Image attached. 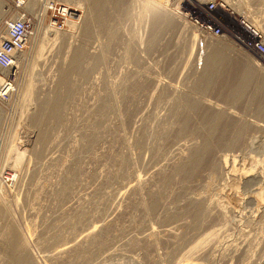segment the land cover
I'll return each mask as SVG.
<instances>
[{"label": "rangeland", "instance_id": "1", "mask_svg": "<svg viewBox=\"0 0 264 264\" xmlns=\"http://www.w3.org/2000/svg\"><path fill=\"white\" fill-rule=\"evenodd\" d=\"M48 1L41 0L42 6ZM183 1L104 0L88 34L84 0L81 7L71 6L79 15L69 22L74 26L57 18L68 37L47 40L41 29L27 46L0 122V206L7 209L0 216V264L16 263L17 248L34 264L260 263L264 116L257 82L264 83V62L233 40L199 35L178 16ZM192 1H230L237 14L261 21L264 32V0ZM159 14L175 18L176 25L155 26ZM50 20L47 14L42 26L52 27ZM225 42L232 46L226 55L233 70L223 71L218 84L214 78L213 87L199 88L205 59ZM78 50L83 61L61 84ZM243 68L251 69L252 84L231 101L223 95ZM57 95L62 109L58 118L49 111V118L46 104L53 108ZM188 96L200 111L189 109ZM209 108L230 119L232 134L249 126L237 146L214 149L213 160L224 169L207 164L187 183L176 167L192 135L176 143L175 133L184 114L191 131H208L202 117ZM158 194L161 203L153 209ZM193 202H202L203 213L177 223V212Z\"/></svg>", "mask_w": 264, "mask_h": 264}, {"label": "bare ground", "instance_id": "2", "mask_svg": "<svg viewBox=\"0 0 264 264\" xmlns=\"http://www.w3.org/2000/svg\"><path fill=\"white\" fill-rule=\"evenodd\" d=\"M50 1L51 0H49L48 3H45L46 6H42V3L43 2L41 3V0H31L28 3V5L26 6V8H25V10H27L28 12H30V14L32 16H35V21L32 23V30H31L32 31V35H30V37L28 39V45L29 46H30L31 43L33 45V43H35L37 41L38 34L39 33H42L43 31L45 32V38L47 40L51 39L50 37H54L53 39L56 40V39H58L60 37H66L68 35V33L66 34V32L64 33L63 31H62L63 33H61L60 32V29H58L57 27H55V25H53V24H52V27H50L51 25L49 27L48 26L44 27V25L42 26L43 22H45L44 19L46 18V15H47V13L46 14L44 13V8L45 7H46V9H48L49 7H52L53 8V4L54 3H58L56 1H53V2H50ZM61 1L63 3H65V4H62L61 3L62 5H64L66 7V14L65 15L66 16L69 15V16H67V18H65L64 23L65 24L68 23V25L74 26V25L70 24L69 22H71V20L73 19L72 16L79 18V15L75 14L74 13V10L72 11L71 6L72 5H77V6H80L81 7V5L83 6L82 3L84 2V0H61ZM121 1L122 0H117V2H121ZM144 2H146V1H144ZM221 2L224 3L228 8H232V10L234 11V8L229 4L230 1H229V3H227L226 1L225 2L224 1H221ZM156 4H158V3H156ZM84 5L87 8V12H88L87 14L89 16V19H88V22H87V32H88V34H91L90 33L91 29L89 28L90 27L89 24L91 22L95 21L98 18V16H99L98 14L105 8L106 4H104V0H86V4H84ZM162 5H164V4H162ZM182 5H184L183 12H185V9H186L185 7L187 5L188 6H192V7H196V6L202 5V3L199 2V1L184 0L182 2ZM165 7L167 9L166 12L174 13V12L171 11V9H169V6H165ZM41 8H42V10H41ZM161 8L163 10V7H161ZM238 8H239V4H238ZM9 9L10 8L8 7L7 1L0 0V25H2V21L1 20H4L5 17L7 16V14L8 15H11L12 12ZM243 9H245V8H243ZM36 10H37V13H38L37 15H35ZM69 11H72V12H69ZM146 11H147V9H146ZM47 12H48V10H47ZM162 13H163V11H162ZM13 14H15V13H13ZM163 15L162 14H159V15H157V16L155 15L153 17L154 18L153 20L155 22V26L162 27V29H165V28L166 29L173 28L176 25L175 18L170 17V16H169L170 18L167 17L168 14H165L164 17H163ZM12 16H14V15H11L10 18H12ZM178 16H180L181 18H183L190 26H192V27H194L196 29V27L191 22L188 21L186 14L180 13V14H178ZM243 17L247 20V22L250 25H252L254 28H256L261 33V35H262V37L264 39V34H263L264 32L262 33V31L259 29V27L261 28L262 26H259L258 25L259 23H261V21H255L254 20L255 22H252L248 17H245V16H243ZM145 18L146 17H144V19ZM41 29H42V32H41ZM157 30H159V28ZM199 35H201V34H199ZM201 36L203 38H208V39H212V40L213 39L214 40L215 39H218V40H227V39H230V40L235 41L232 37H227V36H224L222 38L208 37V36H203V35H201ZM53 42H54V40H53ZM230 45H231L230 42L229 43L225 42L224 46H222V50H219V49L216 50L215 49V51L213 53H211L208 58H206L207 60L205 59V61H206L205 62V65H204L205 66L204 67V69H205L204 70V73L205 74H203V76L201 78V81H199V84H198L199 88H201L203 90H206L208 88L213 87L215 85V83H216L214 78H216L217 84H218L220 82V79L218 77L220 76V74L223 71H225V70H228V71L229 70H233V67H234L233 66V61H231L229 59L228 55H226L229 52V50H230L229 47H231V49H232V46H230ZM40 47L41 48H39V50L42 51L43 47L42 46H40ZM25 52H26V50L23 51L22 53H20L17 56V59H16V61L14 63L15 68H16L15 69L16 70V73L18 72V67H19L18 64L21 61H23L25 59V57H26ZM260 60L264 62V58H261ZM82 61H83V52L81 50H78L74 54V57H73L72 62H71V67L67 71H65L63 73V75L61 76V80H60V83L61 84H65V82L67 83V81H68V75L70 74V72H72L73 70L75 71V69H77L78 67H80L78 65L81 64ZM239 71H240V74L238 76L237 83H235V84H233L231 86L229 85V87H231L230 88L231 90L229 92H226L225 95H223V96L227 97V99H229L231 101H233V100L239 101L238 99H241L245 95L247 88L249 87V85L252 84L253 73H252L251 69H249V68H243L242 70H239ZM235 75H236L235 77H237L238 73H235ZM235 77H233L232 79H234ZM1 81H2V78L0 77V82ZM257 85L259 87L258 88L259 89L258 90L259 99L261 98L260 103H259L258 112H259V114H261L262 116H264V83H262V84L260 83L259 84L257 82ZM28 86H31V85L28 84ZM14 87H15V84H13L12 87H11V90H12V94L11 95H13V93L15 92V90H14L15 88ZM199 88H197V89H199ZM226 90H227V88H226ZM63 98H65V97H63ZM104 100H106V99H104ZM62 102H63L62 96L61 95H57L56 98H55V100H54V102H53L54 103L53 108L50 106L51 105V102L50 103L48 102V104H46L47 105L46 110L48 112L49 111H51V112L53 111V113L55 114V116H57V118H58L59 117V113H60V111L62 109ZM186 102H187V106L189 107V109L192 110L193 112L200 111L199 102L196 101V100H194L192 97H189L188 96ZM104 106L106 107V105H104ZM4 109L5 108L2 109V107H0V120L2 119V116L4 115V111H3ZM214 110L209 108V110L206 112V114L202 117V121H203V124H202L203 125V128L202 129H206L208 131H202V130L201 131H197V132H193L195 130L191 131L190 130L191 127H190V123H189L190 122L189 115L188 114H184L183 115V118L181 119V123L179 125L178 132L175 133V135H176L175 138H174V135H173V138H174V140H175L176 143H178L177 141L184 140L187 137V135H189V134L192 135L191 136L192 138L189 140V142L188 141L185 142V145H186V154H185V157H184L183 161L176 167V173L183 175V177H184L183 179H187V183L189 182L188 179H197L198 178V175H199V172H200V169L202 167H204L205 165H207V164H210L212 169L214 168V169L217 170L220 167L224 169V167H223L222 164L220 166H218L214 162V160H213V153H215V152H213V151H215L217 149L216 147H220L219 149H221V147H229L230 148V147L237 146V143L241 140V135H243L242 133H244V130H246L248 128V126H249V125H243L244 127H242L239 131H236V133L232 134L233 132L232 133L229 132L230 129H231L230 128V124H229L230 123V119L223 112H221V111H214ZM48 116H49V118L51 117L50 112H49ZM231 121H232V119H231ZM0 122H2V120ZM92 123L94 124L93 121H92ZM95 124H96V122H95ZM260 126H262V125H260ZM262 128H264V127H262ZM169 139H170V137H169ZM171 143H173V142H171ZM171 143H170V148H171ZM164 144H165V142H164ZM239 144H240V142H239ZM173 147L174 146L172 145V148ZM36 155L38 156L37 153H36ZM214 156H215V154H214ZM224 160L226 161V159H224ZM223 164H225V163H223ZM227 164H225V167L226 168H227ZM211 168H209V169L211 170ZM226 173H227V171H226ZM11 174L12 173H9V175H11ZM175 175H174V177H175ZM11 176H13V175H11ZM170 178L171 177H167L164 184H167L169 182ZM15 179H17V178H15ZM15 179H13L10 176H8L6 178L7 181H12V182H14ZM168 185H169V183H168ZM166 186H164V187H166ZM158 196H161V195L158 194L155 197V201L152 204V208L153 209L157 205H159V204H157L160 201V200L158 201V198H159ZM160 199H161V197H160ZM159 203H161V202H159ZM201 203L202 202H193L189 208H187V209H183L182 208V210H180V211L177 212V215L175 216V221H177V223H178L179 220L180 221L181 220H185V219H187V221H188V219H190V221H191V219L192 220H194V219L196 220L197 216H199V214L200 213H203V211H204L203 204H201ZM5 210H7V209H5L4 206H0V216L3 214V211H5ZM189 212H192V215L190 214V216L188 217ZM9 236L12 237V241H15L17 243L19 242V239L17 238V236L15 235V233H9ZM17 249L16 250H12V252L14 254L17 253L16 255H13V257L11 256L12 259H15V262H16V263H13V261H12V264H19L18 262H20V263L22 262V264H34L33 258L31 257V255L29 253H27V252H25V254L23 253V255L21 256L22 258H21L18 255V253H19L18 251L19 250H17ZM262 258L263 257H259L258 260H262ZM258 262L259 261H256L254 264H259Z\"/></svg>", "mask_w": 264, "mask_h": 264}, {"label": "built area", "instance_id": "3", "mask_svg": "<svg viewBox=\"0 0 264 264\" xmlns=\"http://www.w3.org/2000/svg\"><path fill=\"white\" fill-rule=\"evenodd\" d=\"M11 15L5 17L0 25V107L9 103L12 94L11 87L15 82V61L17 56L25 51L28 39L32 35V23L35 16L25 10L31 0H5ZM53 4V3H52ZM183 14L203 36L222 38L232 37L235 42L252 54L264 58V39L261 33L250 25L247 20L228 8L224 3L210 1L200 6H186ZM38 10V9H37ZM37 10L35 15H37ZM72 12V11H69ZM15 13V14H13ZM47 14L51 15L49 23L57 27V18H65L66 7L61 3H54L49 7ZM74 18V16H72ZM7 75V76H6Z\"/></svg>", "mask_w": 264, "mask_h": 264}, {"label": "crops", "instance_id": "4", "mask_svg": "<svg viewBox=\"0 0 264 264\" xmlns=\"http://www.w3.org/2000/svg\"><path fill=\"white\" fill-rule=\"evenodd\" d=\"M259 264H264V257H263V259L260 261Z\"/></svg>", "mask_w": 264, "mask_h": 264}]
</instances>
